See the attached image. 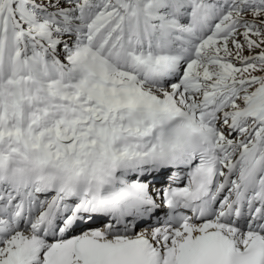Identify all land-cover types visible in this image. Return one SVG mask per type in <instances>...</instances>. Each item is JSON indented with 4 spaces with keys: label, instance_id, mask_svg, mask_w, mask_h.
<instances>
[{
    "label": "snow or ice",
    "instance_id": "snow-or-ice-1",
    "mask_svg": "<svg viewBox=\"0 0 264 264\" xmlns=\"http://www.w3.org/2000/svg\"><path fill=\"white\" fill-rule=\"evenodd\" d=\"M0 264H264V0H0Z\"/></svg>",
    "mask_w": 264,
    "mask_h": 264
}]
</instances>
